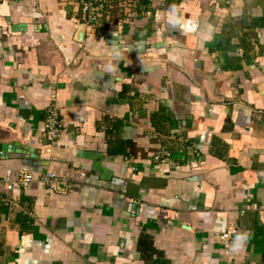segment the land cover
Here are the masks:
<instances>
[{
  "label": "crops",
  "instance_id": "0c3cea01",
  "mask_svg": "<svg viewBox=\"0 0 264 264\" xmlns=\"http://www.w3.org/2000/svg\"><path fill=\"white\" fill-rule=\"evenodd\" d=\"M144 1L87 26L76 0H0V175H35L0 186V264L264 263V0Z\"/></svg>",
  "mask_w": 264,
  "mask_h": 264
},
{
  "label": "built area",
  "instance_id": "2783aa9c",
  "mask_svg": "<svg viewBox=\"0 0 264 264\" xmlns=\"http://www.w3.org/2000/svg\"><path fill=\"white\" fill-rule=\"evenodd\" d=\"M76 2L81 11L83 22L87 26H96L103 22L113 23L116 21V24L122 26L125 23H131L138 15L147 14L149 10L144 0H76ZM64 128L65 123L60 115L58 106L56 102H53L48 107L44 122V129L48 140L53 143L56 142L60 138ZM163 155H168V152L161 151L154 153L153 159L158 161ZM40 179L50 190H58L60 177L56 173L48 171ZM34 180L35 175L28 167H21L17 172L9 169L5 175H0V186H3L8 191L24 190ZM236 232V229H233L217 234L222 239L225 254L228 258H230L232 253V234ZM234 264L239 263L234 262Z\"/></svg>",
  "mask_w": 264,
  "mask_h": 264
},
{
  "label": "clouds",
  "instance_id": "9594fccd",
  "mask_svg": "<svg viewBox=\"0 0 264 264\" xmlns=\"http://www.w3.org/2000/svg\"><path fill=\"white\" fill-rule=\"evenodd\" d=\"M246 240H247L246 234L237 235L236 240L234 241L232 248H231L232 252L238 253L243 248Z\"/></svg>",
  "mask_w": 264,
  "mask_h": 264
},
{
  "label": "water",
  "instance_id": "95a60500",
  "mask_svg": "<svg viewBox=\"0 0 264 264\" xmlns=\"http://www.w3.org/2000/svg\"><path fill=\"white\" fill-rule=\"evenodd\" d=\"M83 34H84V29H80L78 38L82 39ZM11 148L12 147H10L9 144H5V143L0 142V157L5 156L7 152H10Z\"/></svg>",
  "mask_w": 264,
  "mask_h": 264
}]
</instances>
